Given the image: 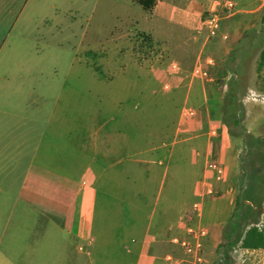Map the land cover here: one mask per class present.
<instances>
[{
  "label": "crops",
  "instance_id": "crops-1",
  "mask_svg": "<svg viewBox=\"0 0 264 264\" xmlns=\"http://www.w3.org/2000/svg\"><path fill=\"white\" fill-rule=\"evenodd\" d=\"M15 1L0 0V31L3 26L7 33L15 27L10 19ZM262 1L245 8L236 0V15L222 22L227 41H208L206 36L202 40L199 31L201 14L220 1L172 3L176 20L190 33L188 41L168 48L181 63L172 91L186 97L178 106L181 111L161 128L146 134L126 133L110 128L113 119L103 123L96 116L94 133L71 134L60 110L38 137L30 131L18 138L12 164L2 165L0 150V264H169L168 255L186 258L173 239L185 237L187 226L196 221L193 205L201 199L204 179L212 181L217 193L229 187L224 182L230 171L240 170V139L231 134L222 114L215 117L204 84L199 85L205 103L195 108L189 105L199 89L186 81L189 72L183 60L193 61L194 67L200 61L210 72L220 64L225 73L239 78L241 74L232 70L241 61L234 66L231 55L242 44L253 46L263 40ZM7 33L5 43L12 32ZM209 57L216 59L215 66L208 65ZM7 58L12 61L13 54ZM261 71L264 76V67ZM233 83L224 84L221 107ZM17 93L8 73L0 75V125L9 117ZM261 104L246 106L248 121L264 125ZM186 106L197 110L195 118L182 119ZM214 129L216 137L211 134ZM212 161L225 167L223 182H216L208 170ZM99 202L104 207L101 216Z\"/></svg>",
  "mask_w": 264,
  "mask_h": 264
},
{
  "label": "rangeland",
  "instance_id": "rangeland-1",
  "mask_svg": "<svg viewBox=\"0 0 264 264\" xmlns=\"http://www.w3.org/2000/svg\"><path fill=\"white\" fill-rule=\"evenodd\" d=\"M158 1L150 12L134 0L15 1L10 16L15 27L9 30L7 43L5 27L0 31V75L7 72L18 87L9 117L0 125L2 165L13 163L18 138L30 131L38 137L55 111L64 113L69 133L84 135L94 133L96 116L103 123L113 119L110 128L146 134L181 111L186 95L172 91L181 75L174 74L173 65L181 69V63L168 48L189 40L190 33L176 20L173 6L185 2ZM241 1L245 8L263 3ZM199 31L203 40L202 21ZM263 48L264 38L253 46L242 44L231 55L234 66L241 61L240 121L245 136L239 141L240 170L230 171L224 182L229 187L205 206L203 224L209 231L205 264H264V249L241 246L252 226L264 229V125L246 119L247 105L263 106L248 98L251 91L264 95V76L258 71ZM10 53L12 61L7 58ZM183 61L189 72L186 81L199 89L189 102L194 108L205 103L203 84L210 100L223 96L224 84L235 80L220 64L211 71L215 83L190 77L194 62ZM84 186L88 188V183ZM103 210L99 202L98 216Z\"/></svg>",
  "mask_w": 264,
  "mask_h": 264
},
{
  "label": "built area",
  "instance_id": "built-area-1",
  "mask_svg": "<svg viewBox=\"0 0 264 264\" xmlns=\"http://www.w3.org/2000/svg\"><path fill=\"white\" fill-rule=\"evenodd\" d=\"M237 11L238 9L234 0H224L219 3L216 8L206 12V16L202 21L203 28L206 33V39L208 41H212L221 38L222 40L227 41L229 39V35L222 32V21L226 17L236 15ZM207 63L209 66H215L217 61L214 57H209L207 59ZM173 72L174 74H180V68L176 64L173 65ZM191 77L199 78L212 83L217 82V80L211 75V72L200 61H198L193 68ZM170 87V84L165 85L166 89H170ZM248 98L254 102L264 103V95H261L256 91H251ZM196 115V109L187 106L183 108V120L193 119ZM211 134L213 137H216L218 132L214 129ZM208 170L213 172L216 182H223L226 179V169L222 164L212 161L208 164ZM201 187V199L196 201L193 205L196 221L187 226L185 237H176L173 239V243L182 248L186 258L177 259L172 255H168L167 262L169 264H183L185 262H189L190 264H205V244L207 238L209 237V231L203 224L205 212L204 200L215 197L217 192L212 181L207 178L201 182Z\"/></svg>",
  "mask_w": 264,
  "mask_h": 264
},
{
  "label": "trees",
  "instance_id": "trees-1",
  "mask_svg": "<svg viewBox=\"0 0 264 264\" xmlns=\"http://www.w3.org/2000/svg\"><path fill=\"white\" fill-rule=\"evenodd\" d=\"M138 5L143 7L144 10L150 12L155 7L157 0H134ZM206 13L203 15L202 21ZM250 33V32H249ZM248 33V34H249ZM147 43H152L151 39L146 40ZM230 61H233L231 58ZM241 62L233 69L236 75L241 74ZM264 67V48L260 52L258 69L261 70ZM222 95L219 94L218 98H210V103L213 105V111L222 114L223 121L230 126L231 134L244 140L245 133L241 126V110L243 107L240 105L242 99L241 95V83L238 78L235 79V83L230 84V89L223 99V106L221 107ZM241 246L245 250H260L264 249V229L258 225L252 226L247 232L241 243Z\"/></svg>",
  "mask_w": 264,
  "mask_h": 264
}]
</instances>
